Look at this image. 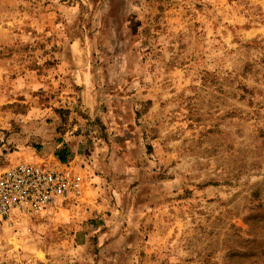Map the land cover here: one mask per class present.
Segmentation results:
<instances>
[{
    "label": "rangeland",
    "instance_id": "374dc122",
    "mask_svg": "<svg viewBox=\"0 0 264 264\" xmlns=\"http://www.w3.org/2000/svg\"><path fill=\"white\" fill-rule=\"evenodd\" d=\"M26 150L86 191L0 264H264V0H0V175Z\"/></svg>",
    "mask_w": 264,
    "mask_h": 264
},
{
    "label": "built area",
    "instance_id": "2783aa9c",
    "mask_svg": "<svg viewBox=\"0 0 264 264\" xmlns=\"http://www.w3.org/2000/svg\"><path fill=\"white\" fill-rule=\"evenodd\" d=\"M86 191L75 162L20 163L0 175V225L47 215L78 203Z\"/></svg>",
    "mask_w": 264,
    "mask_h": 264
},
{
    "label": "crops",
    "instance_id": "0c3cea01",
    "mask_svg": "<svg viewBox=\"0 0 264 264\" xmlns=\"http://www.w3.org/2000/svg\"><path fill=\"white\" fill-rule=\"evenodd\" d=\"M52 157L54 159V161H52L53 163H56V162H62V163H66V161H63L61 158H59V156H55V155H51V156H47V157H44V156H40V155H32L31 151H22L21 153H18L17 156L14 157L13 159V163L14 165L16 164H20V163H23V162H26V163H48L52 160ZM6 169V168H4ZM76 171L79 173V169L76 168ZM81 174V173H80Z\"/></svg>",
    "mask_w": 264,
    "mask_h": 264
},
{
    "label": "trees",
    "instance_id": "16d2710c",
    "mask_svg": "<svg viewBox=\"0 0 264 264\" xmlns=\"http://www.w3.org/2000/svg\"><path fill=\"white\" fill-rule=\"evenodd\" d=\"M63 161L66 159V157H64V156H62V158H61Z\"/></svg>",
    "mask_w": 264,
    "mask_h": 264
}]
</instances>
